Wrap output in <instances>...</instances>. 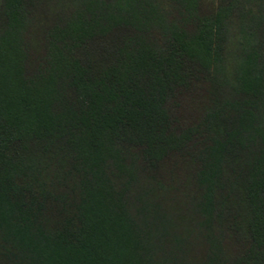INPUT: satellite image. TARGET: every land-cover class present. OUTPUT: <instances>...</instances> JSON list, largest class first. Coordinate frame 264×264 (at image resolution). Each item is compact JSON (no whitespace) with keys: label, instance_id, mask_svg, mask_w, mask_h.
<instances>
[{"label":"trees","instance_id":"16d2710c","mask_svg":"<svg viewBox=\"0 0 264 264\" xmlns=\"http://www.w3.org/2000/svg\"><path fill=\"white\" fill-rule=\"evenodd\" d=\"M70 1L44 25L31 67L40 0H0V264H151L166 252L164 235L122 204L143 163L156 172L182 151L192 130L177 128L168 101L191 78L206 98L197 227L230 222L237 251L223 263L264 264V0L205 13L200 0ZM60 152L54 189L43 172Z\"/></svg>","mask_w":264,"mask_h":264},{"label":"rangeland","instance_id":"374dc122","mask_svg":"<svg viewBox=\"0 0 264 264\" xmlns=\"http://www.w3.org/2000/svg\"><path fill=\"white\" fill-rule=\"evenodd\" d=\"M68 1L70 0L67 2L64 0H40L36 16L26 36L30 43L31 67L34 66L40 54L44 25L49 24L61 8L62 10L64 7L71 9L72 4L70 5ZM217 1L219 0H200L199 11L205 13L213 10ZM168 3L163 0L161 4L166 7ZM237 31L239 32V29ZM238 38L240 41V33H238ZM234 45L236 43H233L229 48L235 49ZM227 63L225 70L231 75L232 67L229 65L230 62ZM190 83L187 91L172 96L168 101V109L175 119L177 128L186 132L189 129L192 130L191 133H188L187 141L182 143V151L168 149L166 156L158 163L156 172L152 166L143 163L135 173L136 181L131 183L128 188L127 203L122 204L128 210L130 209L129 211H139L138 216H145L149 223L147 227L151 228L152 232H156L153 233L155 236L158 233L164 235L162 240L166 242V252L159 251L152 255L151 264H206V258L212 257L210 252L217 257L214 264H225L223 260L229 263L234 261L232 259L237 251L236 240L239 238L235 239L231 231L228 230V227H232L230 222H224L222 225L220 224L221 226H216V224L199 228L192 211L191 206L194 205V200H197L201 193L196 185L197 166L194 164L193 154L197 151L196 147L199 150L203 148V145L199 146L195 140L197 133L194 128L198 125L199 117L206 108V98L203 92L197 88L201 86L198 81L191 78ZM62 157V152L53 160L47 156L50 164L43 172V179L45 183H52L54 189L58 187L56 182L61 181L57 176L67 168V163ZM227 159L220 170L221 184L223 185L229 174L228 165L230 162ZM116 182L117 186L122 185L121 180ZM227 202L225 205L228 210L236 209V206L231 204V202L234 203L233 200L230 199ZM218 204H214V207L219 209ZM51 214L49 209L43 213L47 227H53L58 221L55 218L53 222Z\"/></svg>","mask_w":264,"mask_h":264}]
</instances>
